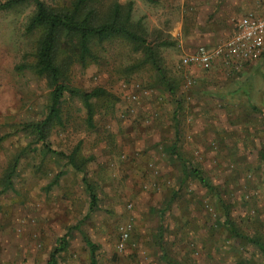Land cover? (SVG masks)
Instances as JSON below:
<instances>
[{
	"label": "rangeland",
	"instance_id": "rangeland-1",
	"mask_svg": "<svg viewBox=\"0 0 264 264\" xmlns=\"http://www.w3.org/2000/svg\"><path fill=\"white\" fill-rule=\"evenodd\" d=\"M156 1L95 0L99 20L115 3H134L133 23L166 84L124 39L70 67L64 82L73 89L109 94L96 103L94 128L79 99L68 100L48 139L56 151H77L84 173L22 131L44 118L50 88L23 68L40 36L27 30L33 5L0 13V264H49L64 239L55 264H264L227 226L229 217L242 236L264 242V40L252 62L226 47L241 21L264 20V0ZM200 47L220 53L195 65ZM194 163L214 192L194 178ZM85 179L98 195L94 212Z\"/></svg>",
	"mask_w": 264,
	"mask_h": 264
},
{
	"label": "trees",
	"instance_id": "trees-1",
	"mask_svg": "<svg viewBox=\"0 0 264 264\" xmlns=\"http://www.w3.org/2000/svg\"><path fill=\"white\" fill-rule=\"evenodd\" d=\"M148 1L157 2L156 0ZM94 3L95 0H74L68 8L51 7L45 0H10L0 4V13L13 11L26 4H32L35 8L27 30L31 34L39 33L40 36L34 63L25 65L23 68L40 78H45L50 88L44 118L22 125V131L34 137L45 153L65 157L69 165L81 173L85 170L78 162V152L74 151L67 155L54 150L48 142L50 133L57 126L64 125L63 109L66 102L71 99H79L85 111L88 126L94 128L96 103L105 100L109 94L103 88L73 89L64 82L70 67L79 64L85 68L89 63L96 62L97 47L115 39H124L137 49L143 50L147 62L153 66L160 80L166 84L165 73L160 65L157 51L146 39L140 24L133 23L134 3L130 2L126 6L115 3L101 20L98 19L100 15ZM167 87L172 94H175L172 86L167 84ZM173 151L176 153L177 148L174 147ZM191 171L194 178L208 192H214V186L202 166L194 163ZM15 172L16 167H10L6 173L4 190L11 188ZM59 178L60 176H57L56 181ZM84 183L90 197V210L94 212L98 206V195L87 179ZM227 226L236 238H245L264 256V242L261 239L242 236L229 217ZM67 246L68 241L64 239L60 247L52 254V262L49 264H55L53 260Z\"/></svg>",
	"mask_w": 264,
	"mask_h": 264
},
{
	"label": "built area",
	"instance_id": "built-area-1",
	"mask_svg": "<svg viewBox=\"0 0 264 264\" xmlns=\"http://www.w3.org/2000/svg\"><path fill=\"white\" fill-rule=\"evenodd\" d=\"M264 40V20L246 19L238 25L237 33L226 46L231 53H235L245 61L252 62L259 59ZM219 51H209L205 47H200L191 57V62L195 65L208 66Z\"/></svg>",
	"mask_w": 264,
	"mask_h": 264
}]
</instances>
